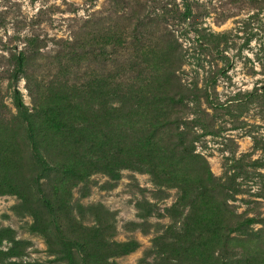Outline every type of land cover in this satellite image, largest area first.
<instances>
[{
  "label": "rangeland",
  "instance_id": "rangeland-1",
  "mask_svg": "<svg viewBox=\"0 0 264 264\" xmlns=\"http://www.w3.org/2000/svg\"><path fill=\"white\" fill-rule=\"evenodd\" d=\"M77 140L112 164L142 141L164 174L46 169ZM187 215L228 234L172 246ZM83 240L101 264H264V0H0V264H82Z\"/></svg>",
  "mask_w": 264,
  "mask_h": 264
},
{
  "label": "trees",
  "instance_id": "trees-1",
  "mask_svg": "<svg viewBox=\"0 0 264 264\" xmlns=\"http://www.w3.org/2000/svg\"><path fill=\"white\" fill-rule=\"evenodd\" d=\"M16 101H17L18 106L23 105L22 100L19 95L17 96ZM108 108H111L114 113L115 111L117 112V108H112L111 106H109ZM114 113H110V115ZM42 116H47V114L45 112H42L41 118ZM26 118L28 119L30 129H33L34 126L35 127L38 126L36 122V118L32 119L30 116H26ZM77 142L78 140L75 141V143ZM123 145L124 146L121 149L122 158H118L120 162L116 164L108 163L106 157H104L103 154L99 158L97 155L94 154V151L89 150V148H86L84 144L80 145L79 143H77L71 149L70 148H66L65 150L59 149L56 152L53 149L48 150L46 148L47 149L46 153H48L46 154L48 157V161L42 160V159L41 161L43 165L46 166V169L54 166L55 168H58L62 172L66 171L67 173H71V175H78L79 173H83V176L84 175L86 176V174L88 173L102 172L107 175L113 176L116 174L118 169L134 166V167H137V169L139 168L140 170L142 169L146 170L154 178L162 177L164 173L157 172L156 170L159 167L158 160H155V159H153L152 161L150 160L148 164L149 159H151L152 150L150 149L146 150L145 143H142V141H139L137 143H130L129 145L123 144ZM73 152L77 155V157H79L78 158L79 160L85 158V160L83 161L84 162L83 164L84 168L82 170L83 172H80L79 170L77 171V167L73 166V165L75 166L78 165L77 163L73 164L75 159L68 157L72 155ZM49 163H52V164H49ZM134 163H138V164H134ZM159 173H162V175H159ZM197 196H198V193L195 198H197ZM201 196L202 195H200L199 197ZM188 199L191 200V205H193L194 203L193 196L192 198H188ZM194 215L196 214L194 213ZM194 220L195 218L193 216L191 217V215L185 216V219L179 231H177L175 236L172 235V239L175 240L174 242H171L172 246H175V245L178 246L179 244H186V250H187V247L193 244L194 240L201 239L205 235L209 236L212 240H214L215 238L217 239L222 238L223 236H227L228 234V231H226L228 220L226 218L222 220L221 222L218 221L217 219V220H211L209 222L202 223V224ZM83 241H84V244L85 243L89 244V246H88V250L84 251L83 256L80 258L82 264H101V262L97 259L96 252L106 251L107 249L104 247V245H101L100 247H98V245L94 243L93 240L91 242H87L85 240ZM69 252L71 251L69 250ZM76 264L78 263L76 262Z\"/></svg>",
  "mask_w": 264,
  "mask_h": 264
}]
</instances>
